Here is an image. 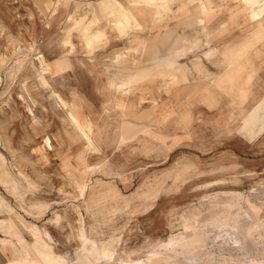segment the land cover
Returning <instances> with one entry per match:
<instances>
[{
    "label": "rangeland",
    "instance_id": "1",
    "mask_svg": "<svg viewBox=\"0 0 264 264\" xmlns=\"http://www.w3.org/2000/svg\"><path fill=\"white\" fill-rule=\"evenodd\" d=\"M100 1L0 0L8 264H42L26 245L35 226L51 246L73 245L67 264H182L181 245L174 258L166 247L192 234L203 263L221 245L229 259L234 241L214 240L224 229L245 246L234 263L263 261L264 10L249 15L242 0ZM231 191L242 202L227 223L185 226V211ZM80 233L112 259L87 254Z\"/></svg>",
    "mask_w": 264,
    "mask_h": 264
},
{
    "label": "bare ground",
    "instance_id": "2",
    "mask_svg": "<svg viewBox=\"0 0 264 264\" xmlns=\"http://www.w3.org/2000/svg\"><path fill=\"white\" fill-rule=\"evenodd\" d=\"M142 1H144V2H146V3H155V2H158L159 3V5H163L164 3H165V1L166 0H142ZM242 2L248 7V9H249V15H251V14H255V16L256 17H258V18H260V16L263 14V10H264V8H263V6H264V0H242ZM99 4H102L103 5V9H104V7H110L109 6V4H110V2H109V0H101L100 2H99ZM207 5V4H206ZM102 9V8H101ZM107 9H105V11H106ZM108 10H109V8H108ZM129 10V9H128ZM94 11V10H93ZM106 12H108V11H106ZM130 12V11H129ZM131 13V12H130ZM130 13H129V15H130ZM111 14V13H110ZM110 14H107V16H110ZM91 16V15H90ZM111 16L113 17V14H111ZM114 16H116V15H114ZM131 16H132V14H131ZM167 16V15H166ZM133 18V17H132ZM131 17L129 18V19H132ZM114 19H117V17L116 18H114ZM75 20V19H74ZM104 20H107V19H104ZM109 20V19H108ZM113 20V19H112ZM127 20H128V17L126 16V15H122V19L120 20V21H118V22H115V23H117L116 25H119V26H121V25H123V24H125V23H127ZM159 20V19H158ZM76 21V20H75ZM95 21V20H94ZM96 21H97V19H96ZM115 21V20H114ZM131 21V20H130ZM98 22V21H97ZM107 23H108V21H107ZM114 23V22H113ZM114 23V24H115ZM113 24V25H114ZM95 25V24H94ZM96 27V26H95ZM114 27H116V26H114ZM93 28V27H92ZM87 31V30H86ZM181 32V31H180ZM87 33H89V32H87ZM183 40V39H182ZM65 42V41H64ZM167 55V54H166ZM165 58V57H164ZM143 61H144V59H143ZM164 63L167 65V66H170V67H173V66H177V64H176V62H174V61H172L171 59H166V60H164ZM231 64V63H230ZM174 78V77H173ZM174 80V79H173ZM31 114H32V112H31ZM245 128H248V125H246V124H243L242 125V128L241 129H245ZM46 141V144H49V140L48 139H46L45 140ZM87 189H88V186H87V184H84V185H82L81 186V188H80V194H81V196L83 197L84 196V194L86 193V191H87ZM221 193H224V192H221ZM228 193V192H227ZM219 194H220V192H219ZM224 194H226V193H224ZM212 196H213V194H211ZM221 195V194H220ZM227 196H224L223 194L221 195V196H223L222 198H223V201H221L222 200V198L221 197H216L215 198V200H211L212 198H214V197H212V196H209L211 199V201L209 200V199H207V201L208 202H206L205 204H204V206L202 205V207H203V209H204V211L202 212V210H201V204H200V206H198V207H193V208H191V209H189V210H187V211H185L184 213H183V217H184V219L187 221L186 222V224H185V226H187V225H189V227H194L195 225H197V226H202V225H204L205 226V224H207V226L209 225H211L212 223H216L217 222V224L219 225H222V223H220V222H223V221H225V220H229V219H227L228 217H229V215L231 214V212H232V210L231 209H233V208H235L236 206H239L240 207V205H239V203L240 202H242V201H240L239 203H237L239 200H240V196H239V194L238 193H236V192H229L228 194H226ZM241 195V194H240ZM240 197V198H239ZM208 198V197H207ZM0 201L1 202H3V199L1 198V196H0ZM205 202V201H204ZM244 204V203H243ZM42 205V204H41ZM40 205V206H41ZM236 210H237V208H235ZM246 210V209H245ZM244 211V210H243ZM242 211V212H243ZM245 212V211H244ZM249 212H251V211H249ZM240 213V212H239ZM238 213V214H239ZM237 214V215H238ZM250 214V213H249ZM254 214V213H253ZM241 215V214H240ZM244 215V214H243ZM247 215V214H246ZM245 215V216H246ZM233 216V215H232ZM231 217V216H230ZM236 217V216H235ZM244 217V216H243ZM238 218V217H237ZM233 219H234V217H233ZM249 219V218H248ZM256 219V218H255ZM231 220H232V218H231ZM240 220V219H239ZM254 220V219H253ZM226 222V221H225ZM243 222V221H242ZM260 222V221H259ZM224 223V222H223ZM227 223V222H226ZM232 223V222H231ZM235 223V222H234ZM240 223V222H239ZM2 224H3V222H2V220L0 219V228L2 227ZM257 224V223H256ZM258 224H261V223H258ZM218 225H215L216 227H218ZM219 225V226H220ZM232 225V224H231ZM238 225V224H237ZM242 225V224H241ZM12 226V225H11ZM11 226H9V227H11ZM233 226H235V224L233 225ZM255 226V225H254ZM9 227H7V228H9ZM241 227V226H240ZM252 227V226H251ZM250 227V228H251ZM195 228V227H194ZM193 228V229H194ZM236 228H239V227H236ZM255 228V227H254ZM259 228V227H258ZM32 229H33V235H34V242L33 243H26V245H32V247L30 248L31 249V251L34 253V254H36L40 259H41V263L42 264H67L68 263V259H65V257H64V255H62V254H59V253H56L54 250H52V246L50 245V243L49 242H47L46 241V239H44L43 238V236H42V233H41V231H40V229L38 228V227H32ZM188 229V228H187ZM198 229V228H197ZM202 229V228H201ZM205 229V228H204ZM231 229V228H230ZM235 229V228H234ZM245 229V228H244ZM190 230V229H189ZM192 230V229H191ZM207 230H208V227H207ZM213 230V229H212ZM226 229H224V231H225ZM195 231V230H194ZM210 231V230H209ZM223 231V234L221 233L220 235L221 236H216V238L214 239L215 240V243H216V245L218 246V245H220V244H225V242L226 241H234V242H232V243H234V245L232 244V246H230L231 248H232V250H230V251H232V252H230L231 254H227L230 258V260L227 258H224V249H222V245L219 247H217L216 245V247L219 249V250H221L222 251V255L220 254V256L221 257H219L218 259H216L215 260V262L213 261L214 259H213V256H212V258H209L208 259V256H207V259L206 258H204V260L206 259V262H204L203 263V257H205L204 255H203V257L200 255V252L199 251H201L202 250V248H194L193 247V245H198V243H199V240L198 239H195L193 236H194V234H192L193 236L192 237H189V238H187L188 236H191V235H187L186 237L185 236H183L182 238H179V239H177V240H173V242H171V243H169V245L166 247V244H163V246L165 245V247L167 248V249H170V251H165L167 254H168V256L169 257H176V255L177 254H175L173 251H174V247H173V245H181V250L183 251V250H185V252H183V253H185L184 255H186V257H183L182 256V258H184L183 259V262L184 263H182V264H236V263H234V260H233V256L236 258L237 257V255L238 254H241L242 252H243V254H241V256H243V255H245V256H243V257H246V253L244 252V250H245V246L244 245H242V243H243V241H240V239H239V237H238V234L237 233H234V231L233 230H230V232L228 231H226V233ZM243 231V230H242ZM242 231H240V232H242ZM193 232V231H192ZM196 232V231H195ZM199 232H201L200 230H199ZM245 232V231H244ZM197 233V232H196ZM239 233V232H238ZM256 233H258V232H256ZM179 234V233H178ZM216 234V233H215ZM246 233H244V235H245ZM254 234V233H253ZM185 235V234H184ZM198 235V234H197ZM212 235H214V234H212ZM242 235V234H241ZM240 236V235H239ZM248 236V235H247ZM250 236V235H249ZM251 236H252V233H251ZM258 236H260V235H258ZM209 237V236H208ZM242 237V236H241ZM119 238H120V236H119ZM252 238V237H251ZM28 239V238H27ZM80 239H81V241H82V245H88V244H90L89 246V248L90 249H86V253L87 254H89L91 251H95V249H97L96 247H98L97 246V244L94 242V241H92V240H90V239H88V238H86L85 236H83L82 235V233H80ZM109 239H110V237H109ZM205 240H206V238H205ZM248 240V239H247ZM118 241V240H117ZM257 241V240H256ZM255 241V242H256ZM204 242V241H203ZM242 242V243H241ZM251 242H253V241H251ZM227 243V242H226ZM248 243H250V242H248ZM109 244V243H108ZM107 244V245H108ZM247 244V243H246ZM253 244V243H252ZM251 244V245H252ZM255 244V243H254ZM253 244V245H254ZM99 245V244H98ZM102 245H106L105 243H102L101 244V247L100 248H98L97 250H96V253H97V258H102V259H112V254H113V252L112 251H110V249H109V247L108 246H102ZM261 245V244H260ZM100 246V245H99ZM114 246V245H113ZM210 246V245H209ZM264 246V245H263ZM262 246V247H263ZM164 247V248H165ZM168 247H170V248H168ZM203 247V246H202ZM225 247H226V244H225ZM248 247V246H247ZM246 247V248H247ZM251 247V246H250ZM253 247V246H252ZM88 248V247H87ZM114 248V247H113ZM165 248V249H166ZM208 248H211V246L210 247H208ZM224 248V247H223ZM254 248V247H253ZM261 248V247H260ZM190 249H192V251L190 252V254L189 253H186V251H189ZM199 249H201V250H199ZM203 249H205V248H203ZM213 249V248H212ZM114 250V249H113ZM204 251V250H203ZM203 251H201L202 253H204ZM247 251H249L248 250V248H247ZM254 251V250H253ZM199 252V253H198ZM252 252V251H251ZM255 252V251H254ZM257 252H259V251H257ZM156 253V252H155ZM210 255H213L212 253H210V252H208ZM261 253V252H260ZM161 254V253H160ZM167 254H165V255H167ZM188 254V255H187ZM206 255H207V253H205ZM226 254V253H225ZM262 254V253H261ZM260 254V255H261ZM153 256L154 255H157V254H152ZM152 255H151V257H152ZM200 255V258L202 257V260L198 257ZM257 255H259V254H257ZM259 255V256H260ZM264 255V254H263ZM262 255V256H263ZM215 256V255H214ZM240 256V255H239ZM250 256H252L251 255V253H250ZM210 257V256H209ZM181 258V257H180ZM241 258V257H240ZM257 258V257H256ZM149 259V258H148ZM243 259V258H242ZM245 259V258H244ZM242 260V261H245V260ZM126 260V259H125ZM149 260H151V258L149 259ZM226 260H229L230 262H227ZM238 260H240V259H238ZM238 260H235V261H238ZM262 260V259H261ZM111 261V260H110ZM128 261V260H127ZM155 261H157V260H155ZM242 261L241 262H239V263H241L242 264ZM248 262L247 263H245L244 262V264H264V260L263 261H260V259L259 260H254V261H249V260H247ZM149 262V261H148ZM175 262L176 261H174V262H171L170 261V263L169 264H175ZM115 262H113L112 264H114ZM117 263V262H116ZM141 262L140 261H135V262H133V263H131V262H122L121 264H140ZM238 263V264H239ZM88 264V263H87ZM107 264V263H106ZM147 264V263H146ZM158 264V263H157ZM178 264V263H177ZM181 264V263H180Z\"/></svg>",
    "mask_w": 264,
    "mask_h": 264
},
{
    "label": "crops",
    "instance_id": "3",
    "mask_svg": "<svg viewBox=\"0 0 264 264\" xmlns=\"http://www.w3.org/2000/svg\"><path fill=\"white\" fill-rule=\"evenodd\" d=\"M204 54H211L210 51H205ZM163 55V54H162ZM162 55H158L159 57H167L166 54L164 56ZM60 240V243H62L61 245H54L53 248H56L60 251V253H63L66 257L68 255H70L72 249H73V245H70V243H66L64 240H61V237L58 238ZM16 245V248L18 250V246L22 245V243H14ZM62 254V255H63ZM11 260H8L7 257L5 255L2 254V252L0 251V264H8V262ZM16 264H23V261H20L19 259H16ZM28 264H32V263H28Z\"/></svg>",
    "mask_w": 264,
    "mask_h": 264
}]
</instances>
